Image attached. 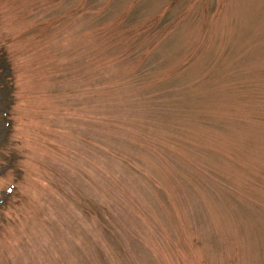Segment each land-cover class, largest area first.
<instances>
[{
    "label": "rangeland",
    "instance_id": "374dc122",
    "mask_svg": "<svg viewBox=\"0 0 264 264\" xmlns=\"http://www.w3.org/2000/svg\"><path fill=\"white\" fill-rule=\"evenodd\" d=\"M0 264H264V0H0Z\"/></svg>",
    "mask_w": 264,
    "mask_h": 264
}]
</instances>
